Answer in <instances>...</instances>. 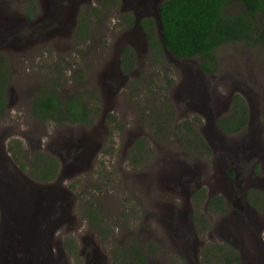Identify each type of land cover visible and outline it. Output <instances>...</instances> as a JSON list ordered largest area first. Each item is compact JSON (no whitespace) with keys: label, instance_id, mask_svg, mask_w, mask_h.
Wrapping results in <instances>:
<instances>
[{"label":"rangeland","instance_id":"rangeland-1","mask_svg":"<svg viewBox=\"0 0 264 264\" xmlns=\"http://www.w3.org/2000/svg\"><path fill=\"white\" fill-rule=\"evenodd\" d=\"M56 1L0 0V54L9 65L0 115V264H137L136 250L143 264H221L215 246L224 244L233 208L220 214L209 204L216 195L224 206L234 197L245 205V195L252 221L236 231L245 227L255 246L237 250L239 264H264V45H219L216 70L206 73L197 57L150 54L139 22L154 20L158 35L163 0H145L141 15L135 0ZM81 20L87 31L78 39ZM126 45L135 53L129 73L120 63ZM45 90L76 97L97 115L89 123L39 121L30 108ZM235 95L246 126L225 141L209 122L213 113L240 120ZM192 130L207 151L186 146L184 139L196 142ZM245 140L252 155L225 178L221 146ZM45 156L55 161L49 181L30 175L34 159ZM257 194L261 201L248 202Z\"/></svg>","mask_w":264,"mask_h":264},{"label":"trees","instance_id":"trees-1","mask_svg":"<svg viewBox=\"0 0 264 264\" xmlns=\"http://www.w3.org/2000/svg\"><path fill=\"white\" fill-rule=\"evenodd\" d=\"M239 4L238 10L228 12L229 7ZM31 17L32 14L28 13ZM160 20L164 42L167 49L177 59L199 58L198 66L206 73H213L217 66V57L214 50L219 45L230 41H244L247 45H264V0H164L160 4ZM132 19H129V25ZM144 29L148 38L150 54L154 60L163 59V43L155 31V22L152 19H142L139 22ZM86 24L83 20L78 25L75 37L83 39L86 34ZM122 59L120 60L122 71L131 72L134 67L135 53L128 46L122 48ZM9 65L6 57L0 54V115L4 113L6 107L5 86L8 79ZM233 109L236 114L233 117L239 121H224L227 126L223 127L222 121L217 125L226 133L240 130L244 126L246 118V107L242 98L235 95ZM163 108L168 109L170 105L165 103ZM162 108V109H163ZM94 110H98L97 108ZM155 111H151L154 114ZM30 114L35 116L39 121L53 119L59 124L89 123L97 115V111L92 113L90 109L76 97H68L60 100L56 91L45 90L41 95L33 100L30 108ZM162 118L160 124H167L162 113H157ZM158 117V118H159ZM110 121L112 116L109 115ZM165 121V122H163ZM188 125V122H184ZM184 125H179L181 128ZM159 131L164 136L168 134L169 129L165 130L161 126L153 129ZM185 131L188 128L185 127ZM196 138L195 144L184 139L186 146L192 149H209L208 144L203 140L201 135L192 130ZM140 142V140H138ZM138 142L135 144V146ZM191 145V146H190ZM202 149V150H203ZM207 151V150H206ZM141 155V152H138ZM55 161L48 157L35 158L32 164L30 175L41 181H49L54 176ZM52 170V171H51ZM198 200L201 198L196 196ZM209 204L216 205L217 209H223L222 197L215 196L210 198ZM198 218H196L197 220ZM233 249L228 244L215 246L214 255L219 257L221 264H239L238 255L232 252ZM137 264L142 263V255L139 250Z\"/></svg>","mask_w":264,"mask_h":264},{"label":"flooded vegetation","instance_id":"flooded-vegetation-1","mask_svg":"<svg viewBox=\"0 0 264 264\" xmlns=\"http://www.w3.org/2000/svg\"><path fill=\"white\" fill-rule=\"evenodd\" d=\"M54 1L58 3V1H56V0H54ZM133 4L135 6V11H136L135 14L136 15H141V13H143L144 7L146 6V1L145 0H135V3H133ZM59 5L61 6L62 9H64V7L62 6V4L59 3ZM50 20H52V19H50ZM52 23L53 22H48L47 25H50ZM145 36H146V34H145ZM147 39L148 38L146 36V40ZM147 44H148V42H147ZM148 47H149V44H148ZM210 118H212V114L209 115V119ZM218 121H222L223 122V124H224L223 127L231 128L230 126H227L225 124V122L227 121V119L223 115H220V114L214 115V113H213V120L211 122H209V126L215 129V131L220 135V137H221L222 140H225L226 141L227 137L230 136L231 133L224 134L226 132L223 131L222 128L217 125V122ZM245 126L246 125H244L241 129H243ZM240 130H238V131H240ZM222 132H224V133H222ZM245 141L247 143H245V144H243L241 146H233L231 148H228V147H225V146H221V150H223V154L226 157V159L220 161L221 164H222V166H224V168L227 169L225 171V178L227 177L226 173H227L228 169L230 170V167H234V168H232V170L236 171L235 168H238L239 167L241 157L248 159L252 155L251 149L248 148V146L250 145V143L247 140H245ZM234 171H232L233 174H234ZM251 178L252 177H250L249 179H251ZM226 182H227V180H226ZM227 183H228V186L227 187H229L230 184H231V177L230 176H229V181ZM235 185H236V187H240L238 183H236ZM227 194L230 195V194H233V193L227 192ZM216 196H220V195H216ZM213 197H215V196H213ZM213 197H211V198H213ZM220 197H222V196H220ZM246 197H247L248 202H250L251 199H254V200H257V201H261L262 200L260 194L254 195V197H252V198H250L249 195H246ZM244 200H245V205H242V204H240L238 202V198L237 197H234V198H231V199L228 198V200H227L228 202L224 206V200H223V197H222V201H223V207L222 208L223 209H220V210L217 209L218 212L220 214H222V213H224L226 211V207L227 206L231 205V207L233 208V209H231L229 211L231 213L228 214V217L230 216V218L226 222V229L224 231V237H225L224 244L231 245V247L233 249L232 252L233 253H236L235 255H238L239 257H240V253H239L240 251H237L238 249H254L253 247L255 246L254 240H247V238L249 237V235L247 234V231L245 230V227H244V233H238L236 231V228L241 227V226H244V225H247L250 221H252L251 215L248 214L250 212V205L246 202L245 195H244ZM213 207L216 208V205L214 204ZM215 212H217V211H215ZM201 220L202 219H200L199 222ZM38 224L39 225H42V226H45L46 225L44 219L43 220H40L38 222ZM239 239H240V244L238 242ZM236 241H237V244H236ZM45 250H47V249H46L45 245H43V246L40 247V252L39 253L44 252ZM57 256H59V255L57 254ZM45 263L46 262H45L44 259H40L39 260V264H45ZM86 264H92V260H91V262L90 261H87Z\"/></svg>","mask_w":264,"mask_h":264},{"label":"water","instance_id":"water-1","mask_svg":"<svg viewBox=\"0 0 264 264\" xmlns=\"http://www.w3.org/2000/svg\"><path fill=\"white\" fill-rule=\"evenodd\" d=\"M156 20H157V31H158V37L159 39L162 41L163 43V49L165 51H167L168 53H170L171 55H173L166 47V44L164 42V34L162 32V25H161V20H160V6L159 8L157 9V12H156ZM174 56V55H173Z\"/></svg>","mask_w":264,"mask_h":264}]
</instances>
